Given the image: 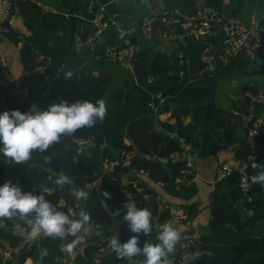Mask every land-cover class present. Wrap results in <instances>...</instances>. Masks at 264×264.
Wrapping results in <instances>:
<instances>
[{
	"label": "trees",
	"instance_id": "trees-1",
	"mask_svg": "<svg viewBox=\"0 0 264 264\" xmlns=\"http://www.w3.org/2000/svg\"><path fill=\"white\" fill-rule=\"evenodd\" d=\"M64 13L54 14L44 10L32 0H9L10 13L26 18L30 31L29 36L22 37L15 33L7 21L4 24L6 38L16 46L23 44L21 50V63L27 75V83L32 86L28 99L39 101L45 99L50 89V82L61 72L68 63L67 43L51 48L50 34L63 32L68 35V12L75 0H58ZM80 5L76 12L80 10ZM181 35L183 30L175 27ZM39 32V33H38ZM165 33L168 31L164 30ZM38 33V34H37ZM206 48L204 46H191L182 54L181 67L178 75L181 81L173 83L175 68L164 55H158L151 64L155 81H149L148 68L149 56L141 51L135 57L134 72L138 83L137 90L119 91L107 98L110 79L101 76L82 73L73 84L65 101L86 100L95 103L104 99L107 113L103 120L106 148L93 147V143L100 135L98 127H85L74 134L62 137L54 143L45 153L34 152L32 159L22 165H9L0 157V185L10 181L18 184L24 192L40 195L39 187L50 189L45 193L46 199L58 211H63L72 219H77L79 214L71 216L69 207L77 201L75 192L85 190V185L94 179V175L107 162L119 160L120 167L117 173L120 178L133 183L135 178L129 177L132 173L146 175L150 182L159 185L171 196L181 200H192L196 196L195 185H177L186 170L183 162L173 163V156H181L184 144L193 148L192 156L207 159L219 154L227 146L235 143L239 131L238 123L234 118L218 112L213 106L214 87L225 76L248 69L252 63L251 58L244 52L239 53L229 60L226 66H219L213 72L207 70L205 63ZM40 69H44L41 72ZM7 70L0 65V99L8 105H14V95L22 88L7 80ZM6 88V89H5ZM246 89V94L257 93ZM248 92V93H247ZM166 99L165 104L158 113L152 109L158 104L157 96ZM243 105L236 108L241 116L249 118L251 111L244 99ZM174 107V116L177 118L175 125L163 123L158 115L163 111H170ZM252 109L261 116L264 107L254 104ZM16 110L27 113L29 108L18 106ZM184 116H191L193 125L186 127L181 120ZM253 122H249L248 129ZM225 130L224 136L219 132ZM89 142L88 151L80 150L76 141ZM130 142V145L126 144ZM256 141L264 147V128L257 131ZM49 157V162H44V157ZM128 158L129 165L124 161ZM264 166L262 164H259ZM260 169L250 167L244 176L233 172L225 181L217 184L212 202V219L209 223V236L202 237L194 243V249L202 253L201 258L194 264H264V184H253L251 177L258 175ZM67 174L72 183L65 185L62 190H57L53 181L58 174ZM247 181V189L242 183ZM145 192L140 194L127 186L131 197L122 194L118 184L119 180L108 179L98 190L88 191L89 196L85 202V211L91 221L97 224L109 225L113 222L120 225L121 242L125 243L131 238L127 225L121 222L124 204L128 201L136 202L139 209L146 207L144 196H148L153 209V232L149 237L140 236L139 246L142 247L147 240L155 243L158 229L155 219L159 217L158 228L167 224L172 216L169 210L161 211L156 203V195L146 184L137 181ZM109 193L110 198H105L103 193ZM64 202L65 207L60 204ZM187 213L184 221L191 222L198 215L197 210L191 207H182ZM121 211V216L116 212ZM14 222H24L16 217L0 218V247L13 252V261L0 264H58L62 257L60 246L63 242L72 243L77 236H68L65 239L52 238L38 243L32 251L25 249V238L19 236L10 228ZM191 239L190 237H188ZM192 240V239H191ZM83 248V255L77 258L78 264H94L98 248L95 243ZM104 264H127L120 260L114 253L107 258Z\"/></svg>",
	"mask_w": 264,
	"mask_h": 264
},
{
	"label": "crops",
	"instance_id": "crops-1",
	"mask_svg": "<svg viewBox=\"0 0 264 264\" xmlns=\"http://www.w3.org/2000/svg\"><path fill=\"white\" fill-rule=\"evenodd\" d=\"M90 1L82 0L80 2V10L75 13L76 29L73 42V54L77 72L76 80L82 73L92 75L95 78H100L101 76L109 78L110 84L107 98H110L119 91H135L132 83L135 79L134 74L127 70L124 64L111 63L103 58V53L108 47H117L120 45L116 28H111L97 40L91 42L94 35L91 20L102 11L107 18H113L117 15L116 21L123 30H134L132 38L139 44L141 52L149 56L150 66L148 71L151 70V64L155 58L158 55H164L174 66V76H179L180 81L182 75H178V73L181 67L182 54L188 47L204 46L206 48L204 60L209 72L215 71L221 65L218 55L224 48V24L220 25L214 34L203 36L182 35L177 37L164 36L165 29L156 26L152 38H147L141 30V25L144 20L150 19L155 11L160 9H173L178 11L181 17L186 20L193 19L198 11H217L222 15L223 23H226L230 19H236L244 25H249L255 19L261 24L264 30V0H94L92 10L88 8ZM34 2L47 12L54 14L64 13L61 1L34 0ZM86 9L88 13L84 15L83 12ZM8 10H10L9 3L0 0V56L8 63L9 72L16 86L22 88V91L14 95L16 100L14 105L18 103V100H21L19 106L24 105L30 109V106L35 104L43 109L53 102L58 103L69 82V79H66L64 76V73L71 72L69 63L62 68L52 84L51 93L45 99L30 101L28 94L32 86H29L27 83V75L21 63L23 44L20 43L16 46L10 42L5 36L7 29H4L3 26L9 21V27L22 37L29 36L30 31L25 17L12 15L11 13L8 16ZM50 41L51 48H54L63 42L67 43L68 35L56 31L50 34ZM149 81H155L153 72L152 80L149 77ZM248 88L256 93H264V77H236L219 80L217 88L214 90V103L212 101L214 108L220 113H232L235 111L234 101L243 97ZM249 110L251 114L255 117L257 116L253 109ZM174 111V107L171 106L170 111L163 110L158 115V119L163 123L175 125L177 118L174 116ZM260 117H262V114L257 118ZM181 120L186 127L193 125L191 116H184ZM234 122H237L239 127L237 139L234 144L227 146L219 154L210 158H194L195 172L198 180L195 184L197 193L192 200H179L171 196L161 186L154 185L150 182L146 175L132 173L129 176L135 178L140 183L146 184L150 190L154 191L158 206L171 205L176 208L193 206L197 210L198 215L196 218L191 222H187V224L184 221L172 222L171 227L176 228L181 233V239L190 237L196 243L202 237L209 236V223L212 219V202L215 188L219 184L216 181L220 175L222 166L227 164L233 169L240 167L249 151L256 147L247 138L249 122L245 120L241 122L237 119ZM219 134L224 136L225 130H221ZM126 144L130 145V142L126 141ZM258 150L264 155V147L258 145ZM126 178L124 179L127 180ZM60 206L65 207L66 204L62 202ZM146 207L150 209L151 205L146 202ZM106 232L110 238L118 235L119 241L121 242L119 224L115 222L109 224ZM25 241H27L26 238Z\"/></svg>",
	"mask_w": 264,
	"mask_h": 264
},
{
	"label": "clouds",
	"instance_id": "clouds-1",
	"mask_svg": "<svg viewBox=\"0 0 264 264\" xmlns=\"http://www.w3.org/2000/svg\"><path fill=\"white\" fill-rule=\"evenodd\" d=\"M66 79L73 76L72 72L64 73ZM107 113L104 99L95 103L86 100L73 102H53L46 108L31 105L27 113L20 110L0 112V157L9 165H22L33 157L34 152L45 153L51 145L58 143L62 137L71 136L77 130L92 127L98 121L102 122ZM250 161L254 157H249ZM49 162V157H44ZM251 167L260 169L259 174L251 177L253 184H264V166L252 163ZM57 190L72 183L70 177L60 172L53 181ZM247 181L242 187L247 189ZM40 195L24 192L18 184L10 181L0 185V218L16 217L29 226V237L37 238L43 234L47 237L65 239L77 236L87 231L91 217L86 211H81L77 219H72L63 211H58L47 199L45 193L50 189L39 187ZM110 198L109 193H103ZM89 193L83 190L75 192L77 200H86ZM121 222L135 234L125 243H120L118 235L109 240L111 250L118 258L132 261L134 257H143L140 264H167L168 257L174 252L181 240V233L168 224L162 225L155 236V243L147 240L139 246L140 236L149 237L153 232L152 213L148 208L139 209L136 202L124 204ZM121 216V211L116 212ZM80 241L74 240L67 245L69 252Z\"/></svg>",
	"mask_w": 264,
	"mask_h": 264
},
{
	"label": "built area",
	"instance_id": "built-area-1",
	"mask_svg": "<svg viewBox=\"0 0 264 264\" xmlns=\"http://www.w3.org/2000/svg\"><path fill=\"white\" fill-rule=\"evenodd\" d=\"M5 3H9V0H4ZM34 2V0H32ZM94 5V0H91L89 3V9L92 10ZM40 6V5H39ZM10 11L8 10V16ZM115 15L113 18H107L104 12H100L97 14L92 20L91 25L94 28V35L91 39V42H94L103 34H105L111 28H116L118 31V38L120 41V45L117 47H108L103 53V58L111 63H121L124 64L127 70H129L134 75L135 82L138 86L135 72H134V61L135 57L141 51L140 46L135 40L132 38V34L134 30H123L120 25L116 21ZM68 17V16H67ZM160 21L162 24L168 26L165 30L168 33H165L164 36H203L207 34H214L217 28L224 24V48L222 52L218 55V58L221 61V66H226L229 63V60L232 57H235L239 53H246L251 60L254 58L255 51L261 45L260 32L263 30L261 24L253 19L249 25H244L240 21L236 19L227 20L226 23H223V17L217 11H198L195 17L191 20H186L179 14L178 11L173 9H160L155 11L152 14L150 19H146L143 21L141 25V30L145 34L147 38H152V32L150 25L153 21ZM175 27H179L183 30V34L179 35ZM206 53V52H205ZM0 65L5 69H8V63L6 60L0 56ZM41 72H44V69H40ZM208 70V69H207ZM58 77V75L51 80L50 89L47 93V96L51 93L52 84L54 80ZM7 80L10 83H14V79L11 76L10 72L7 70ZM46 96V97H47ZM45 97V98H46ZM244 97H250L252 99V105L257 104L264 107V93L258 92L256 95L247 94ZM158 104L153 105L152 109L155 113H158L160 108L165 104L166 99L161 95L157 96ZM16 110L14 105H8L4 99H0V112L3 111H12ZM235 116L241 117V113L238 110L232 112ZM248 122H253L252 128L247 130L248 138L253 142L256 146L252 148L247 157L241 163L240 167L233 169L229 165L225 164L221 168L220 175L217 179V183L225 181L229 176L233 174V172H238L239 174H245L246 170L251 167L252 163L262 164L264 165V155L258 150V142L256 141L257 131L259 128H264V111L262 112V117L257 118L253 114L248 118ZM79 145L80 150L88 151L89 142L87 141H76ZM183 146V153L181 156H173L171 158L173 163L183 162L186 165V170L182 173V178L177 181V185H195L198 180V176L195 172L194 159L192 156V146L190 144L181 143ZM254 157L253 161L249 160V157ZM120 161L115 160L111 162L105 163L98 172L95 173L93 181L87 183L85 185V190L83 191H93L98 190L102 187L103 183L108 179H113L114 174L117 173V169L120 167ZM125 165H129L128 158L124 161ZM129 184L133 185V189L137 190L140 194H143L145 191L140 188V184L135 181L130 183L125 179L119 180L118 187L122 194L131 197L130 192L127 189ZM82 190V189H79ZM147 199V203L151 205V209H153L152 204L150 203V199L148 196H144ZM87 200V199H86ZM86 200H77L74 205L69 207V212L72 217L75 214H79L82 210L85 211V202ZM161 211L169 210L171 213V220L167 223L171 226L172 222H183L187 218V213L182 208H176L171 205L159 206ZM155 223L158 228L159 217L155 219ZM2 228L4 224H1ZM108 225L105 224H97L95 222L90 221V226H88L87 231H82L77 234V238L80 242L76 244V246L72 249L71 252L67 250V245L70 243L63 242L60 246V250L62 252V257L59 259L58 264H78L77 258L83 255V248L87 246L90 240V244L95 243V246L98 248V253L95 256L94 264H104L107 258L112 257L114 252L111 250L109 245L110 236L107 234L106 229ZM10 231L13 233L22 236L27 239L25 249L27 251H32L33 248L43 241L48 240L50 237L44 236L43 234L39 235L37 238L32 239L29 237L28 233L30 231L29 226L26 222H14ZM122 243V242H120ZM202 256V253L198 250L194 249V242L185 237L180 240L178 243V253L175 256L169 255L167 264H194L197 262ZM0 259L2 263H8L13 261V252L3 249L0 247ZM120 260L126 261L127 264H139L134 261H129L126 258H119Z\"/></svg>",
	"mask_w": 264,
	"mask_h": 264
},
{
	"label": "water",
	"instance_id": "water-1",
	"mask_svg": "<svg viewBox=\"0 0 264 264\" xmlns=\"http://www.w3.org/2000/svg\"><path fill=\"white\" fill-rule=\"evenodd\" d=\"M81 1L82 0H75L73 3V6L71 7V9L68 12V21H69L68 42H67L68 63L70 66V71L73 73V76L69 79L68 85H67L63 95L61 96L60 100L58 101V103L65 101V99L67 98V96H68L69 92L71 91L73 84L75 83L76 78H77L76 65H75L74 54H73V50H74L73 49V42H74L75 29H76L75 13H76V9L80 5ZM86 13H88L87 9L83 12V14L85 15ZM156 26H160L161 28H164V29H166L168 27V26L162 24L158 20L153 21L150 25L152 34L155 33ZM260 39H261V45L255 51L254 58L252 60L250 67L244 71H237V72L231 73V74L225 76L223 79H230V78H236V77H264V30H262L260 32ZM148 74H149L150 79L152 80V70H149ZM178 81H180V77L174 76L173 83H176ZM132 83H133L134 89L137 90L136 82L133 81ZM218 83H219V81L217 82L216 86L214 87V90H216ZM244 101L246 102L248 109H252V99L250 97H244ZM213 103H214V101H213ZM20 104H21V100H18V103L16 105H14V108H17ZM222 114L233 117L234 119H237L241 122H242V120L248 121V118L246 116L237 117L233 113H230V112L229 113L222 112ZM95 126L98 127V129L100 131V135L98 136V138L96 139V141L93 143L92 146L93 147L100 146L101 148H106L107 143H106V139H105L103 121L102 122L98 121L95 124ZM247 138H248V136H247ZM194 158L195 157H193V159ZM114 179L120 180V175L118 173H115ZM0 228H2V225H0ZM177 253H178V245H177L176 249L174 250V252L171 253L170 255L175 256V255H177ZM142 260H143V257L138 256V257H134L132 261L140 264V262ZM39 264H44V263L40 262Z\"/></svg>",
	"mask_w": 264,
	"mask_h": 264
},
{
	"label": "rangeland",
	"instance_id": "rangeland-1",
	"mask_svg": "<svg viewBox=\"0 0 264 264\" xmlns=\"http://www.w3.org/2000/svg\"><path fill=\"white\" fill-rule=\"evenodd\" d=\"M242 97H240L237 101H234V106L236 107V108H241V107H243V105H242V103L240 102L242 99H241Z\"/></svg>",
	"mask_w": 264,
	"mask_h": 264
}]
</instances>
